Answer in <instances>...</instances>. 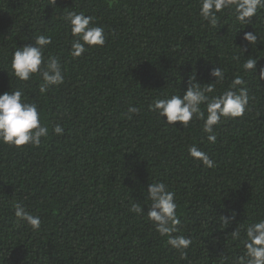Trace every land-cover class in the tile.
Instances as JSON below:
<instances>
[{"label":"trees","instance_id":"16d2710c","mask_svg":"<svg viewBox=\"0 0 264 264\" xmlns=\"http://www.w3.org/2000/svg\"><path fill=\"white\" fill-rule=\"evenodd\" d=\"M70 11L104 27L102 47L70 55ZM218 17L216 27L202 20L198 0H0V93L22 89L49 128L39 147L0 143V264H235L245 227L264 218V81L242 73L244 56L264 66V9L242 30L230 10ZM252 31L259 41L243 56L234 45ZM39 34L52 39L45 57H59L64 70L63 84L44 94L38 77L19 81L10 65L15 48ZM218 66L226 79L217 92L242 75L249 102L243 116L214 127L215 144L203 121L173 126L149 111L164 94L182 96L190 76L213 82ZM130 105L139 109L131 119ZM193 144L213 167L189 156ZM156 180L175 193L173 235L192 241L185 258L146 214L130 211L150 204ZM16 202L40 216L39 230L15 217Z\"/></svg>","mask_w":264,"mask_h":264},{"label":"clouds","instance_id":"9594fccd","mask_svg":"<svg viewBox=\"0 0 264 264\" xmlns=\"http://www.w3.org/2000/svg\"><path fill=\"white\" fill-rule=\"evenodd\" d=\"M52 3L55 4V0H52ZM198 4L200 18L213 27L218 26V13L230 10L235 22L243 26L238 30L251 24L258 9H264V0H198ZM64 21L73 37L70 44V55L73 58L85 53L86 46L102 47L105 44V29L96 25L93 17L85 15L82 11H70L65 14ZM241 40L245 43L234 46L244 56L247 50L245 45L252 47L257 44L259 38L256 32L252 31L244 32ZM51 43L50 36L39 34L32 43L16 47L10 58L12 75L19 81H29L33 77H38L41 81L39 84L41 94L64 82V70L59 57L51 55L45 57V50ZM244 58L242 73L255 77L257 81H264V66L257 67L259 58L251 55ZM208 75L214 78L213 82L202 85L194 82V75L190 76L182 96L177 89L173 94H164L162 98L154 99L149 104V111L154 112L164 123L173 126L179 122L182 127H187L195 117L203 121L202 131L207 134V142L215 144L217 137L214 127L220 124L222 118L243 116L249 102V94L247 87H244L246 81L242 75H236L230 86L220 92H217L216 85L223 84L226 79L224 71L219 66L212 67ZM138 112L139 109L135 106L130 105L127 108L129 119ZM53 132L62 135L64 128L57 124ZM48 134L49 128L41 123L38 105L27 102L22 89L0 93V143L17 148L24 145L39 147L41 138L47 137ZM188 154L206 167L214 166L210 156L195 144L189 146ZM146 193L150 204L141 205L133 202L130 211L141 216L146 214L155 231L160 236H166L167 244L179 251L181 258H185L186 250L192 241L183 235H173L178 231L177 225L180 224L174 191L167 183L156 180L148 184ZM145 206L147 212L144 211ZM13 210L16 218L32 230H39L41 226L39 215L27 211L20 202L13 204ZM231 218L222 217L224 224L229 223ZM233 235L239 238L240 232L235 229ZM241 244L243 254L237 257L235 264H264V218L245 227Z\"/></svg>","mask_w":264,"mask_h":264}]
</instances>
